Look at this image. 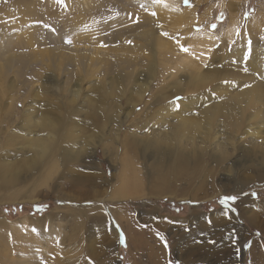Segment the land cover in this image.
Here are the masks:
<instances>
[{
    "label": "rangeland",
    "instance_id": "374dc122",
    "mask_svg": "<svg viewBox=\"0 0 264 264\" xmlns=\"http://www.w3.org/2000/svg\"><path fill=\"white\" fill-rule=\"evenodd\" d=\"M254 229L264 0H0V264H254Z\"/></svg>",
    "mask_w": 264,
    "mask_h": 264
},
{
    "label": "crops",
    "instance_id": "0c3cea01",
    "mask_svg": "<svg viewBox=\"0 0 264 264\" xmlns=\"http://www.w3.org/2000/svg\"><path fill=\"white\" fill-rule=\"evenodd\" d=\"M248 223L247 226L249 228H255L256 222L252 221L250 214L249 217H247ZM253 231V238H249L246 240V250L248 253V258L250 257L251 260H253L254 264H258L257 256L258 254L261 255V257L264 259V232H259L257 235L255 233L256 229Z\"/></svg>",
    "mask_w": 264,
    "mask_h": 264
},
{
    "label": "bare ground",
    "instance_id": "6f19581e",
    "mask_svg": "<svg viewBox=\"0 0 264 264\" xmlns=\"http://www.w3.org/2000/svg\"><path fill=\"white\" fill-rule=\"evenodd\" d=\"M191 5L193 6V4L191 3ZM195 6V5H194ZM226 34L229 35L228 32H226ZM208 50V49H207ZM160 174V173H159ZM159 179V178H158ZM157 180V178H156ZM155 181V180H154ZM129 181H126L125 184H128ZM164 183V182H163ZM137 183L132 181V184L130 185V183L126 186H124V184H122L124 187H122V189H120L119 192V196L120 197H136L140 192L139 190V185H136ZM161 185V184H160ZM159 185V186H160ZM161 251V250H160ZM160 255V253L158 251L155 252V256Z\"/></svg>",
    "mask_w": 264,
    "mask_h": 264
},
{
    "label": "snow or ice",
    "instance_id": "6c2138e0",
    "mask_svg": "<svg viewBox=\"0 0 264 264\" xmlns=\"http://www.w3.org/2000/svg\"><path fill=\"white\" fill-rule=\"evenodd\" d=\"M185 2L187 3V2H188V0H185ZM182 50H183V51H187V49H186V48H182ZM227 199H232V200H235V199H236V197H234V196H233V197H226V198H225V200H227ZM165 246H166V245H165Z\"/></svg>",
    "mask_w": 264,
    "mask_h": 264
}]
</instances>
